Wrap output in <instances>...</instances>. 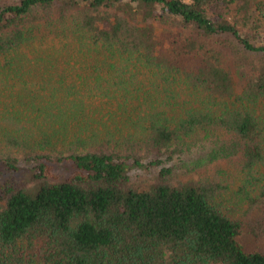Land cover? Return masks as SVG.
Listing matches in <instances>:
<instances>
[{
	"label": "trees",
	"instance_id": "1",
	"mask_svg": "<svg viewBox=\"0 0 264 264\" xmlns=\"http://www.w3.org/2000/svg\"><path fill=\"white\" fill-rule=\"evenodd\" d=\"M243 234L264 0H0V264H264Z\"/></svg>",
	"mask_w": 264,
	"mask_h": 264
},
{
	"label": "rangeland",
	"instance_id": "2",
	"mask_svg": "<svg viewBox=\"0 0 264 264\" xmlns=\"http://www.w3.org/2000/svg\"><path fill=\"white\" fill-rule=\"evenodd\" d=\"M25 170L22 173H15L14 177L28 186H37L38 183L33 180V169L26 168ZM157 175L158 169L155 167L133 168L130 172L132 183L141 187H149L156 181ZM241 241L246 251L264 253V238L254 240L249 234H243Z\"/></svg>",
	"mask_w": 264,
	"mask_h": 264
}]
</instances>
